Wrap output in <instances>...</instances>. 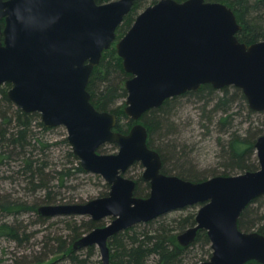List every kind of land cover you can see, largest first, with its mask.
<instances>
[{
	"label": "water",
	"instance_id": "water-1",
	"mask_svg": "<svg viewBox=\"0 0 264 264\" xmlns=\"http://www.w3.org/2000/svg\"><path fill=\"white\" fill-rule=\"evenodd\" d=\"M135 0H0V85L10 83L8 97L24 112H39L47 127L64 126L82 168L110 184L107 195L86 202L43 204V216L87 215L100 221L80 237L75 250L97 245L110 264L109 240L139 223L200 204L196 224L180 232L183 246L200 230L211 241L212 255L197 264H264V233L239 226L243 210L264 194V134L255 144L259 168L192 181L162 171L163 159L151 147L143 114L167 99L197 91L236 86L249 106L264 111V38L248 44L232 7L221 1L158 0L139 13L117 40V29ZM2 21L4 24L2 25ZM116 42L128 91L125 113L135 123L116 129L118 116L99 110L88 91L93 69ZM116 143L115 153H101ZM140 162L150 194H135L136 180L127 170Z\"/></svg>",
	"mask_w": 264,
	"mask_h": 264
},
{
	"label": "trees",
	"instance_id": "trees-1",
	"mask_svg": "<svg viewBox=\"0 0 264 264\" xmlns=\"http://www.w3.org/2000/svg\"><path fill=\"white\" fill-rule=\"evenodd\" d=\"M98 3L108 2L111 0H96ZM158 0H153L152 3ZM184 1V0H178ZM221 1L233 8L238 22L242 24V29L237 33L238 38L245 43L252 44L264 38V0H209ZM142 0H135V3L125 16L123 22L117 29V38L124 35L132 26L137 9L140 7ZM4 21H2V25ZM124 33V34H123ZM131 74L125 71L122 58L118 55L113 45L111 48L103 52L100 64L93 69L88 91L91 94V101L99 110H106L115 113L118 116L116 129L122 132H128L133 125V120L127 116L122 109V105H117V101L122 97H127L128 93L123 86L126 78ZM10 83H5V87L0 90V161L4 163L6 158H12L14 155L21 156V161L25 174L33 183L35 188H43L46 195L43 203H30L19 199H10L9 197L0 198V209L7 216L20 215L25 212H34L39 218H49L39 213V206L43 204H52L57 201L56 195H53L50 186V177L46 172L47 162L35 150L40 146L42 149L47 146L43 138L37 136L36 127L47 129V126L41 120L39 112H24L9 97L8 88ZM184 97H192L201 103L203 113H207L206 119L210 125H215L220 133L228 134V139L219 137L222 147L221 157L222 169L219 173L209 172V174H196L190 165V158L187 156L185 149H178L179 144L167 140L166 146L156 147L154 142V134L162 128H168L170 131L174 128L172 111ZM237 101L243 102L249 115L261 113L263 114L260 126H256L251 122L247 130L242 133L239 129L234 128L236 118L235 104ZM147 126L149 138L148 142L151 147L158 150L163 159L162 171L167 174H176L185 179L192 181H202L211 176L216 175H232L247 170H257L259 162L256 152V141L264 134V111L258 112L253 110L249 104L243 90L236 86H225L216 89L212 84L207 83L201 86L197 91H187L181 95L167 99L160 107L152 108L146 111L142 118ZM140 120V121H141ZM135 123V122H134ZM165 137V136H164ZM177 142V141H176ZM116 145V144H115ZM105 146H101L99 152H102ZM41 152H39L40 154ZM71 155L78 158L70 151ZM76 170L84 172L80 161L78 160ZM134 164L141 163L136 162ZM65 169L58 173L59 182L63 183L65 177ZM142 180L139 179L135 189L136 195H142ZM147 190L150 192V183L145 182ZM110 189V184L106 183ZM149 192L146 196L149 195ZM107 192L101 195H107ZM264 200V194L255 198L242 212L239 218V226L245 231H252L257 226V231L264 233V210L253 209L252 204ZM252 214V216H251ZM164 215V214H163ZM162 215V216H163ZM159 216V217H162ZM158 217V218H159ZM145 222V225L155 224L158 219ZM103 221V220H102ZM102 221L93 220L91 217L83 222L80 227H75L74 233L70 236V241L61 237L56 238L58 242L57 248L55 244H51V248L44 253V256L33 260L34 263L43 264L47 261L49 254L67 255L74 264H84L86 259L79 256L78 251L74 249V243L84 234L102 225ZM164 221V222H162ZM153 224V225H154ZM196 224V213L189 214L186 217L173 219L165 222L160 219L157 227L152 230H137L132 226L124 231L114 235L110 241L111 249L110 264H186L185 259L191 245L199 241L211 244L208 234L205 230H200L195 241L189 246H183L178 241V234L174 230L181 232ZM23 224H18L9 218L0 220V238L6 237L19 244L23 242ZM55 240V239H54ZM53 247V248H52ZM91 252L94 251V245L87 247ZM212 248L209 249L211 252ZM41 254V255H42ZM21 255V254H20ZM15 255V260L1 259L0 264H28V255ZM212 255V254H210ZM22 258V259H21ZM245 264H262L256 260L247 261Z\"/></svg>",
	"mask_w": 264,
	"mask_h": 264
},
{
	"label": "rangeland",
	"instance_id": "rangeland-1",
	"mask_svg": "<svg viewBox=\"0 0 264 264\" xmlns=\"http://www.w3.org/2000/svg\"><path fill=\"white\" fill-rule=\"evenodd\" d=\"M152 2L153 0H142L139 5L140 7L137 9L135 19L137 15L147 6L153 4ZM122 36H119L117 40H119ZM117 40L113 44V47L115 48ZM127 79L128 78H126L123 82V86L125 88ZM2 87H5V84L0 85V90ZM10 88H8V90ZM126 99L127 97L120 98L117 101L116 106L121 104L122 109L124 110ZM175 105L176 106L172 111L173 122L175 124L174 128L171 131L168 128H162L157 131L153 136L155 146H166L167 140H170V142L173 141L180 145L178 148L179 150L180 148L185 149L187 156L190 158V165L196 174L204 175L209 174V172L219 173L222 169L223 161V158L221 157L222 147L220 145L219 137L222 139H228L229 133H220L215 125H210L208 123L206 119L207 113L202 112L201 103L196 99L192 97H184ZM235 112L237 114L235 115L236 118L233 129H239L242 133H244L251 122H253L256 126L261 125L263 114L257 113L250 116L243 102H236ZM142 122L144 123V121ZM35 131L37 133L36 135L43 138V140L47 143V146H44L43 149L38 146L35 153L37 152L38 157L40 158L43 156L42 158L47 162L46 172L50 177V186L52 188L53 195H56L55 198H57V201L52 204L86 202L95 197L104 196L101 195L104 192H109L110 189L106 185L108 182H106L103 176L87 171L81 172L76 170V167L79 165V159H75L70 153V151L73 152V150L68 141V131L66 127L57 126L42 129L37 126ZM115 144L116 143L104 144L105 147L101 149V153L117 152L118 146ZM39 152L41 153L39 154ZM21 160V156L14 155L11 159L6 158L4 163L0 161V198L9 197L10 199H19L29 202V204L34 202H38V204L43 203L46 191L43 188H35L33 183L29 182L30 179L25 174ZM65 168L64 181L63 183H60L56 170L60 171ZM143 171V165L133 164L127 170L125 175L126 177L136 180V182L141 179L143 192L141 193L142 195L138 196L147 197L146 195L149 191L147 190L145 184L146 181L142 179ZM252 207L253 209H258V207H260V210L263 211L264 200L258 203H253ZM199 208L200 204H196L183 209L174 210L164 214L163 216L161 215L162 217H159L155 221V224L153 223L154 225H145L143 222L137 224L136 229L152 230L153 227L158 226L160 219H164L165 222H167L169 220L172 221L173 219L186 217L193 213H196L197 215ZM6 218L16 221L18 224H23L22 229L24 232V239L23 242L19 244L9 238L1 237L0 260L7 259L12 261L15 260V255L18 257L20 254H26L28 255V264H40L34 263L33 260L44 256L45 252L51 248V244H55L54 248H57L58 242L56 241V238L61 237L64 240L70 241V236L75 231L74 228L82 226L83 222L90 218V216L60 215L41 219L32 211L25 212L20 215L16 214L14 216H7L0 209V220H6ZM102 220V225L99 226H104L109 223L111 221V217H107ZM257 229V226L252 228V230ZM174 230L177 234L181 232L175 228ZM50 239H53L51 244ZM210 248L211 244H207V242H203L202 240L198 243H194L191 245V248L186 256V264H197L198 262L208 260L211 257L210 254H212V250L209 252ZM77 251L81 258L86 260L88 259L84 262V264H103L101 251L97 245H94V251L91 255L89 254L92 251L90 252L89 248H82ZM43 264L74 263L69 257H67V255L62 256L61 254L51 253L48 256L47 261Z\"/></svg>",
	"mask_w": 264,
	"mask_h": 264
},
{
	"label": "flooded vegetation",
	"instance_id": "flooded-vegetation-1",
	"mask_svg": "<svg viewBox=\"0 0 264 264\" xmlns=\"http://www.w3.org/2000/svg\"><path fill=\"white\" fill-rule=\"evenodd\" d=\"M151 188V187H150ZM101 221V220H100Z\"/></svg>",
	"mask_w": 264,
	"mask_h": 264
}]
</instances>
